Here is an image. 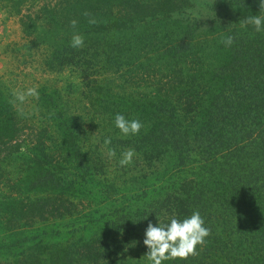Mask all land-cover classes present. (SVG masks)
Instances as JSON below:
<instances>
[{"label":"trees","instance_id":"obj_1","mask_svg":"<svg viewBox=\"0 0 264 264\" xmlns=\"http://www.w3.org/2000/svg\"><path fill=\"white\" fill-rule=\"evenodd\" d=\"M189 1L57 4L61 19L85 23L74 32L96 40L93 54L90 46L59 45L49 64L77 67L93 97L82 116L71 108L68 116L52 115L43 124L49 142L40 147L22 143L24 125L8 103L0 104V222L7 230L0 264H149L148 224L197 210L211 229L200 255L164 264H264V32L241 26L264 13L259 0H220L235 18L217 24L205 48L197 19L174 17ZM85 11L98 23L90 25ZM229 35L235 41L226 47L221 41ZM113 67L125 70L120 86L115 78L88 87L92 71ZM117 114L140 117L144 128L123 137ZM98 131L105 134L95 152L87 143ZM106 137L116 150L108 162L99 151ZM129 148L137 154L134 168L118 163ZM23 149L28 154L16 156L23 168L7 185L5 158ZM65 156L70 166L60 165ZM109 168L118 181L105 175ZM71 219L78 221L66 233L61 221Z\"/></svg>","mask_w":264,"mask_h":264},{"label":"rangeland","instance_id":"obj_2","mask_svg":"<svg viewBox=\"0 0 264 264\" xmlns=\"http://www.w3.org/2000/svg\"><path fill=\"white\" fill-rule=\"evenodd\" d=\"M64 1L0 0V89L2 91L0 104L8 103L11 111L16 115L15 117L20 121L21 125H24L22 128L25 133H22L20 138L23 140V144L27 141L31 146L34 144L40 147L41 141H43L44 145L48 144V139H45V136L42 138L44 133L43 124L44 126L50 124L52 115L55 113L68 116L67 110L69 108L76 115H84L86 106L90 107L86 99L93 97V95L88 96L91 94V90H88L87 82L84 81V77L77 67L64 66L57 68L51 67L49 64V58L53 56L55 48L59 45L66 48L68 44H71L74 33L80 32L72 30V18L67 19L65 17L61 19V15L54 11V9L58 8L57 4ZM189 2L190 5L185 6L184 11L175 13L174 17L184 19L185 15H189L197 19L201 25L198 30V39L201 40L199 44L206 48L211 44V30L217 24L226 25L225 22L230 23L231 19L235 18V15L230 7L225 6L224 8L220 0H190ZM45 6H49L53 11L52 15L56 16V19L47 16L49 14L46 12ZM55 20H58L61 24L56 25ZM77 22V25L80 24V26L84 25L85 27V23ZM92 40L96 39H85V46L79 49L84 50L90 46L93 54L92 42H90ZM91 75L92 84H89L88 87L96 88L98 87V84L95 85L97 81L102 82L104 80L106 82L115 78L116 82H112L120 86L122 81L118 77L121 75L126 76V73L124 69L116 71V67H113V69L107 68L106 70L103 68V70H98L97 73L92 71ZM143 84L149 85L147 82ZM99 86H102V84ZM29 87L37 88L39 92L38 98L29 97L25 103L20 104L18 102L15 106L9 103L14 89L24 91ZM46 96H49L50 99L47 100ZM67 103H69L67 107L63 106V104ZM90 116L94 117L92 114ZM96 118L94 117V120ZM132 119L142 120L140 117H132L129 120ZM54 129L53 125L52 130ZM99 132L92 133L93 141L87 143L91 147L94 146L92 149L95 152L96 146L99 145V140L104 138L102 137L101 139V136L105 134V132L103 134ZM105 149L107 148L105 147ZM105 149L100 148L99 151L103 152V156L107 161L108 156ZM2 154L3 157L6 153ZM26 154H28L27 150L23 149L18 154H14L13 158L11 155L10 158H5L7 162H5L3 170L7 172V185L14 183L17 172L23 168L22 159L20 160L16 156ZM61 161L59 163L60 165L64 163V167L71 165L69 156L63 157ZM131 167L134 168L135 165L133 164ZM61 171L59 172L61 173ZM105 175L109 179L115 178V182L119 180L112 168H109L108 173L106 172ZM68 179L72 178L68 177ZM20 193L24 196L22 191ZM19 196L21 197V195ZM81 203L86 206L89 205L88 202ZM82 204L78 205L81 211L83 210ZM83 212L85 213L86 211ZM76 221L78 219H71L68 224L61 221L64 224L66 233L69 230L68 228L75 224L74 222ZM6 234V227L0 222V239L2 241L5 240Z\"/></svg>","mask_w":264,"mask_h":264},{"label":"clouds","instance_id":"obj_3","mask_svg":"<svg viewBox=\"0 0 264 264\" xmlns=\"http://www.w3.org/2000/svg\"><path fill=\"white\" fill-rule=\"evenodd\" d=\"M260 13H264V0H259ZM84 16L88 17V23L95 25L98 23L96 18L89 12L85 11ZM77 21H71V27L76 29ZM252 25L256 32H264V15H251L241 21V26L246 27ZM235 37L229 35L221 41L226 47L233 45ZM85 46V38L79 33H74L71 40V47L83 48ZM29 97H39L36 87H29L24 91L13 90L12 99L9 101L13 106L18 102L23 104ZM115 126L119 129L123 137L136 136L144 128V124L139 119H127L124 115L117 114L115 116ZM111 137H106L104 146L107 148V156L109 158L116 157L115 148L108 147L111 145ZM134 149H126L121 153L119 165L127 167L134 163L136 157ZM159 226L149 223L145 230L144 245L148 251L144 257L147 258L149 264H164L166 261L176 259L187 260L200 255V250L207 243V238L211 235V229L205 226V220L200 212L194 211L189 217L183 220L173 216L168 223L161 222Z\"/></svg>","mask_w":264,"mask_h":264}]
</instances>
